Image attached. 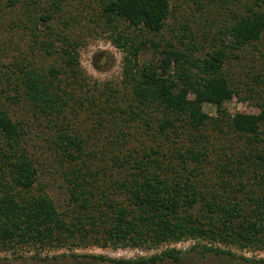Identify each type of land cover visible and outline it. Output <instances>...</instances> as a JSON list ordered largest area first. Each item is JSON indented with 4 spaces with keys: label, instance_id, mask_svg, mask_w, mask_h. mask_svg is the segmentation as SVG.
I'll list each match as a JSON object with an SVG mask.
<instances>
[{
    "label": "trees",
    "instance_id": "16d2710c",
    "mask_svg": "<svg viewBox=\"0 0 264 264\" xmlns=\"http://www.w3.org/2000/svg\"><path fill=\"white\" fill-rule=\"evenodd\" d=\"M63 1L49 0L50 7L38 12L42 0H26L32 31L39 30L41 20L52 19L54 11L62 9ZM211 1L225 13L232 0ZM8 2L14 6L18 0ZM236 2L237 8H229L231 16L224 23L216 17L199 21L202 26L198 30L206 36L201 37L205 44L199 41L198 33L188 30L187 21L181 31L169 27L170 0H99L109 39L124 52L123 75L140 100L141 112L149 114L152 104L164 108L165 115L159 120L163 132L176 128L182 115L198 132L210 120L219 123L228 117L234 131L257 141L248 151L243 147L237 157L239 163L227 168L238 181L222 177L204 189L199 183L202 178L187 162L188 156H204V150L192 146L178 151L182 162L178 170L172 163L164 165L160 150L152 148L135 160L134 170L126 179L112 182L117 190L126 193L125 201H118L96 185L90 171V175L74 171L72 177L66 178L73 185V199L80 211L77 221L69 224L50 195L28 194L38 180V170L26 150L17 146L25 133L22 124L9 111L0 109V135L6 138L0 144V156L5 161L0 170L10 176L4 175L3 181L8 184L0 186L3 246L16 240L52 243L84 231L86 235L93 233L92 237L103 246L153 249L169 242L203 239V252L236 257L231 247L264 251V102L257 114L236 112L231 116L224 108L235 94L240 95L225 69L231 53L264 41V0ZM166 30L172 33L170 37ZM56 35L61 38L60 47L50 40H43L42 45L47 53L60 55V66L41 71L25 66L20 70V85L45 116L64 113L69 98L75 94L66 87L88 85L80 60V42L60 32ZM150 51L157 60L140 62V57ZM12 100L18 98L14 96ZM206 103L215 105L219 116L211 117L205 112ZM58 137L67 160L81 157L85 141L80 134L65 125ZM244 176L247 180L241 179ZM233 188L239 194L233 193ZM95 189L102 193V202L95 201ZM103 204L113 212L109 214ZM239 257L252 261L244 255ZM96 258L116 264H156L181 261L183 257L181 250L167 248L135 258ZM259 261L264 262V258Z\"/></svg>",
    "mask_w": 264,
    "mask_h": 264
},
{
    "label": "rangeland",
    "instance_id": "374dc122",
    "mask_svg": "<svg viewBox=\"0 0 264 264\" xmlns=\"http://www.w3.org/2000/svg\"><path fill=\"white\" fill-rule=\"evenodd\" d=\"M48 2L42 0L37 11L49 8ZM170 2L169 27L178 31L187 21L188 30L198 33L199 41L205 44L206 40H201V37L205 39L206 36L198 30L202 26L199 21L216 17L224 23L226 17L229 20L231 16L229 8L233 10L238 4L232 0L223 13L211 0ZM62 4V9L54 11L52 19L41 20L39 30L33 32L26 0H18L14 6L8 0H0V109L9 111L12 118L22 124L25 133L17 146L26 150L38 170V180L28 194L47 193L58 210L65 214L68 223H75L80 211L73 199V185L66 178L72 177L74 171L89 175L90 171L91 180H97L96 185H101L118 201H125L126 193L117 190L112 182L126 179L134 170L135 160L152 148L160 150L159 158L164 165L172 163L179 170L182 162L178 151L200 147L205 155L191 159L188 156L187 162L198 173V178H202L203 182L199 183L204 189L220 182L222 177L237 182L238 179H233L227 168L239 163L237 157H240L243 147L248 151L258 144L257 141L234 131L228 117L219 123L210 120L198 132L186 121V115H182L176 122V128L163 132L159 120L165 115L164 108L152 104L149 114L141 112L140 100L132 93V87L123 75L124 52L109 39V28L101 16L99 0H65ZM57 32L80 42V60L88 85L66 87L67 91L75 94L69 98L64 113L45 116L20 85V70L26 66L41 71L52 65H61L60 55L47 53L42 45L43 40H50L56 48L60 47L61 38ZM166 34L170 37L172 33L166 30ZM255 45L234 50L226 63L230 82L240 94H235L225 103L224 108L231 116L236 112L257 114L264 102V41ZM151 52L143 54L140 62L157 60ZM14 96L18 100H12ZM204 111L211 117L219 116L213 104H204ZM65 125L85 141L84 151L77 160H67L62 153L58 133ZM5 142V136L0 135V144ZM127 158L130 161L125 162ZM3 162L0 156V165ZM4 170L8 172L9 168L4 167ZM4 175L10 177L0 170V186L8 184L3 181ZM241 179L247 180V177ZM233 193L239 194L235 188ZM95 194V201L102 202V193L95 189ZM103 207L109 214L113 212L105 204ZM89 224H86L88 228ZM91 234L75 232L60 241L44 244L21 240L4 246L0 243V264H116L96 257L135 258L160 253L167 248L181 250L182 260L156 264H264L259 261L264 258L263 250L231 247L236 257L203 252V239L169 242L158 248L146 249L103 246ZM241 255L250 257L252 261L241 259Z\"/></svg>",
    "mask_w": 264,
    "mask_h": 264
}]
</instances>
